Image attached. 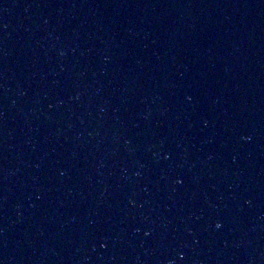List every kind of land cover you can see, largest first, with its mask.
<instances>
[{
  "label": "water",
  "instance_id": "water-1",
  "mask_svg": "<svg viewBox=\"0 0 264 264\" xmlns=\"http://www.w3.org/2000/svg\"><path fill=\"white\" fill-rule=\"evenodd\" d=\"M0 264H264V0H0Z\"/></svg>",
  "mask_w": 264,
  "mask_h": 264
},
{
  "label": "clouds",
  "instance_id": "clouds-1",
  "mask_svg": "<svg viewBox=\"0 0 264 264\" xmlns=\"http://www.w3.org/2000/svg\"><path fill=\"white\" fill-rule=\"evenodd\" d=\"M217 227H220V225H219V224H217Z\"/></svg>",
  "mask_w": 264,
  "mask_h": 264
}]
</instances>
